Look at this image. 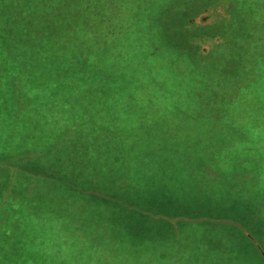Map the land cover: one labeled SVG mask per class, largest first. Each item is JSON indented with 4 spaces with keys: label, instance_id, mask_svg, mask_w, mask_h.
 <instances>
[{
    "label": "rangeland",
    "instance_id": "1",
    "mask_svg": "<svg viewBox=\"0 0 264 264\" xmlns=\"http://www.w3.org/2000/svg\"><path fill=\"white\" fill-rule=\"evenodd\" d=\"M170 1H115L107 54L116 68L133 51L128 87L108 104L77 93L42 104L44 132L39 104L23 118L1 67L20 72V58L0 56V215L28 225L23 254L36 258L45 235L51 264L60 234L70 264H264V0L177 3L171 20L203 11L161 23ZM223 17L240 24L226 38Z\"/></svg>",
    "mask_w": 264,
    "mask_h": 264
},
{
    "label": "trees",
    "instance_id": "2",
    "mask_svg": "<svg viewBox=\"0 0 264 264\" xmlns=\"http://www.w3.org/2000/svg\"><path fill=\"white\" fill-rule=\"evenodd\" d=\"M115 1H117L116 6L120 4V0H0V56H10L6 61L14 60L15 57L20 58L21 70L14 73L12 63L2 64L1 67L10 68L12 71L11 94L19 102L18 112H22L23 118L31 115L30 104L34 107L39 104L38 119H42L43 122L36 125L40 129L44 127L43 132L52 120L48 118L51 107L42 108V104H52L57 100L69 104L68 100L71 98L69 96L68 99L66 95L71 93L87 96V99L97 95L101 101L108 104L116 101L122 90L128 87V79L121 75L123 73L120 69L127 68L126 53L133 51L128 49L118 53L117 69L114 67V57L110 59L107 54L112 51L111 45L115 42L117 34V23L113 22V15L117 9ZM193 1H170L165 5L161 23H180L182 19H186L196 11L202 13L201 8L196 11L185 9L171 20L172 15L177 11L173 9L175 4L187 6ZM203 1L204 4L210 2ZM200 12L197 15L201 14ZM188 19L187 24L190 23ZM222 22L225 23L221 34L224 38L234 35L236 28L240 27L239 23L237 27L235 23L231 25L230 18L227 20L223 17ZM204 24L206 23H201ZM231 26L232 29L226 32V28ZM246 34L248 33L244 29H240L231 41L235 40L236 43ZM261 34L264 35V32L261 31ZM210 36L216 37L215 34ZM153 37L156 38L155 35ZM140 39L141 36L137 35L135 41L139 44ZM228 41L230 40L226 39L223 43ZM157 48L154 47L149 54L156 52ZM199 50L200 57L208 55V52ZM102 55L104 61L100 62L99 58ZM30 71L34 75V86L31 84ZM72 98L77 100L78 97L72 95ZM44 154V151H39L37 154L36 160L40 165L45 163ZM41 174L43 175L40 170L39 175ZM18 216L7 218L0 215V260H9L6 264H48L46 263L48 255H44L43 252L45 235L36 234L34 239L33 243L39 247L36 258H33L29 252L27 255L22 253L25 247H29L30 241L23 238L28 234L23 232L25 230L23 228L28 225ZM47 220L39 218L35 229L38 228L37 231L40 232L41 228H46ZM51 221L53 220L50 219V223ZM64 244L65 240L60 234L51 239V247L54 246L56 249L58 246L61 249L52 251L51 264H70L63 255L66 256L71 250H63Z\"/></svg>",
    "mask_w": 264,
    "mask_h": 264
}]
</instances>
